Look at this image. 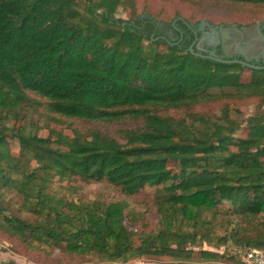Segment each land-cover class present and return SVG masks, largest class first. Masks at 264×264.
Listing matches in <instances>:
<instances>
[{"label":"trees","instance_id":"16d2710c","mask_svg":"<svg viewBox=\"0 0 264 264\" xmlns=\"http://www.w3.org/2000/svg\"><path fill=\"white\" fill-rule=\"evenodd\" d=\"M208 1L241 10L233 23L264 20V0ZM187 24L170 40L136 0H0V229L14 253L216 264L229 243L264 251V70L243 81L242 65L197 56ZM232 99L257 111H195ZM68 121L134 126L69 136ZM98 183L114 195L84 200Z\"/></svg>","mask_w":264,"mask_h":264},{"label":"rangeland","instance_id":"374dc122","mask_svg":"<svg viewBox=\"0 0 264 264\" xmlns=\"http://www.w3.org/2000/svg\"><path fill=\"white\" fill-rule=\"evenodd\" d=\"M137 7L139 9V13L145 17L148 16L155 20L157 25L161 28L160 35L162 37L168 38L171 40H175L176 36L171 30V24L177 20L178 17H182L194 24L200 23L202 20H208L214 24L220 23H233L235 18H231L232 15L238 14L241 10H237L231 6L223 5V4H215L208 0H136ZM117 17L128 21L130 19V13H128L123 8H120ZM262 21V20H260ZM258 21V22H260ZM241 24V23H240ZM243 24V23H242ZM148 44V42H147ZM251 76V71L249 69H245L242 72V80L248 81ZM226 103L232 105L235 109L240 108L242 110V118L246 119L257 111V107L254 100H224L209 104H202L195 108V111L199 113H204L210 116L221 115V110ZM42 109V108H41ZM264 109V108H263ZM42 111V110H41ZM171 115H177L175 112L171 111ZM183 115V114H178ZM37 118H39L40 124V134L44 137H47L48 130L46 128V116H42V112L36 114ZM13 124V122L11 123ZM70 125L71 127L77 128L82 131H88V129H98L103 132L110 133L112 135L116 134L119 130L132 127L134 124L130 123H113V124H101V123H84L80 121H68V123L62 125L65 130L64 134L73 136V132L71 128H67ZM246 129V126H243L242 130L237 132V137L242 136ZM9 146L14 154H18L20 150L19 143L10 139ZM7 145L0 146V148H5ZM66 184H63L65 186ZM66 191V190H65ZM64 191V192H65ZM68 195L70 192H66ZM80 195L84 200H93L98 197L110 198L114 195L113 191L109 189L106 185L102 183L91 184L83 187L80 190ZM9 197L15 201L19 202L20 199L17 195L10 193ZM12 238L6 236L0 229V255L5 254L14 259H16L17 264H33L36 258H38L37 254L28 253L23 256L22 254L14 253L11 245L14 244ZM15 247V246H14ZM205 249L214 250L215 247L212 245L204 244ZM244 247H237L232 243L227 244L218 249V252L226 254V261L223 263L216 264H247L245 261L241 259V255L239 251ZM231 261L229 257H232ZM51 259L55 261V264H214V263H206L200 259H191V260H169V259H135L128 263L121 262H104L98 259L97 257H73L65 254H61L59 250H55L52 252Z\"/></svg>","mask_w":264,"mask_h":264},{"label":"water","instance_id":"95a60500","mask_svg":"<svg viewBox=\"0 0 264 264\" xmlns=\"http://www.w3.org/2000/svg\"><path fill=\"white\" fill-rule=\"evenodd\" d=\"M188 25V24H187ZM199 24H197L198 26ZM205 26H210L212 30V34L208 32H204L201 38V42L198 46L199 49L204 48V44L207 43L209 46L221 45L222 49L226 55V57H232L233 54H239L245 57V60L238 59H226L221 57L214 56H205L202 54H196L202 58H208L215 60L221 63L227 64H240L243 67L255 69V70H264V66H255L249 63L251 61L250 53L256 52V47L254 40L256 33L254 31H258V25L255 27H242L241 30L237 28V24H233L232 26H228L226 24H221L219 26H212L209 21H202L200 23V28ZM261 36V33H257ZM248 37V40L241 42L240 39ZM214 40L213 42H211ZM233 49V51H232ZM190 51L194 53L193 46L190 47Z\"/></svg>","mask_w":264,"mask_h":264},{"label":"flooded vegetation","instance_id":"af4514ba","mask_svg":"<svg viewBox=\"0 0 264 264\" xmlns=\"http://www.w3.org/2000/svg\"><path fill=\"white\" fill-rule=\"evenodd\" d=\"M202 22V21H201ZM200 22V23H201ZM200 23H198L199 25L197 26V24H190L187 25L189 28V32H191V34L193 36H191L187 31H184L182 29L179 30V37L181 41H184L185 39H188L191 41L190 47L193 46L195 47V49L200 52L203 53L205 56H214V57H221V58H226V59H238V60H245V57L242 55H237V54H233L232 57H226L222 46L219 45H214V46H209L207 43L204 44V48L201 50L198 48L200 42H201V38L203 36L204 32H208L210 34H212V30L210 26H205L203 28H200ZM210 24L212 26H219L221 24H213L210 22ZM233 24H237V28L239 30H241L242 27H255L256 25H258V31H254V33H261V36H259L257 33L255 35V47H256V52L255 53H250V57H251V61H249L250 64L255 65V66H264V20L257 22L255 24H251V25H242V24H238V23H232V24H228V26H232ZM158 27V31L161 30V28L157 25ZM173 31V30H172ZM174 33V31H173ZM175 35V33H174ZM168 39H170V37H168ZM172 39V38H171ZM170 39V40H171ZM248 37L242 38L240 39L241 42H244L245 40H248ZM214 40H212L211 42H213ZM233 51V49H232ZM247 68V67H245ZM247 69H251V68H247Z\"/></svg>","mask_w":264,"mask_h":264},{"label":"built area","instance_id":"2783aa9c","mask_svg":"<svg viewBox=\"0 0 264 264\" xmlns=\"http://www.w3.org/2000/svg\"><path fill=\"white\" fill-rule=\"evenodd\" d=\"M247 264H264V251L257 248H245L239 251Z\"/></svg>","mask_w":264,"mask_h":264},{"label":"crops","instance_id":"0c3cea01","mask_svg":"<svg viewBox=\"0 0 264 264\" xmlns=\"http://www.w3.org/2000/svg\"><path fill=\"white\" fill-rule=\"evenodd\" d=\"M0 264H17V263H16V259L8 255L2 254L0 255Z\"/></svg>","mask_w":264,"mask_h":264}]
</instances>
